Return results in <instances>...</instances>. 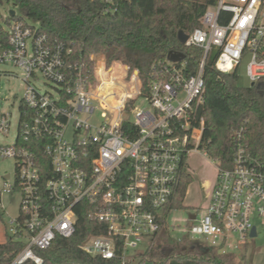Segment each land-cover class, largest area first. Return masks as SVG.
<instances>
[{"label":"built area","instance_id":"built-area-1","mask_svg":"<svg viewBox=\"0 0 264 264\" xmlns=\"http://www.w3.org/2000/svg\"><path fill=\"white\" fill-rule=\"evenodd\" d=\"M3 1L0 85L2 77L11 76L24 88L11 141L6 139L12 112L0 109V159H13L15 165L13 176H3L0 197L19 193L8 235L24 242L8 264H43L35 250L46 249L56 237H71L79 206L103 224L102 232L78 245L83 252L117 258L120 264H144L161 210L172 202L182 173L189 172L190 152L208 156L199 148L203 117L196 122L207 57L215 55L212 68L226 74L236 73L248 56L250 84L264 80V0H211L184 43L202 49L195 72L185 57L166 59L146 91L137 69L118 62L105 65L102 54H91V78L83 75L68 60L71 46L50 38L38 22L18 17L14 9L13 14L12 8L2 9ZM97 1L104 12L116 9L115 0ZM139 100L142 106L135 105ZM96 112L99 120L91 121ZM38 138L50 165L44 182L31 149ZM189 214L183 233L221 254L256 237V220H261L264 236L260 163L238 148L228 167L217 164L206 206ZM145 238L147 246L140 251Z\"/></svg>","mask_w":264,"mask_h":264},{"label":"trees","instance_id":"trees-1","mask_svg":"<svg viewBox=\"0 0 264 264\" xmlns=\"http://www.w3.org/2000/svg\"><path fill=\"white\" fill-rule=\"evenodd\" d=\"M3 0H0V2ZM19 10L18 17L38 22L41 31L72 48L70 63L91 78V54H102L107 65L113 62L137 69L144 91L157 76L159 65L169 51H180L190 72H195L202 49L181 44L178 30L189 34L199 26V18L211 0H115L116 9L104 12L97 0H4ZM215 55L207 57L203 77L204 101L196 112V122L204 119L199 148L222 167H228L238 148L264 170V80L239 86L236 73H220L212 68ZM42 182L49 177V160L33 139ZM190 172H183L172 202L163 207L159 230L144 252V264H233V254H221L209 246L193 253L188 234L175 239L166 220L172 209L183 207ZM23 220L22 217L20 219ZM103 224L79 206L75 233L56 237L46 249L35 250L43 264H120L117 258L104 259L83 252L78 245L91 234L102 232ZM24 247L22 240L6 235L0 242V264H8ZM22 264H34L26 261Z\"/></svg>","mask_w":264,"mask_h":264},{"label":"rangeland","instance_id":"rangeland-1","mask_svg":"<svg viewBox=\"0 0 264 264\" xmlns=\"http://www.w3.org/2000/svg\"><path fill=\"white\" fill-rule=\"evenodd\" d=\"M1 8L5 10L12 8L19 14L18 8H16L12 2L3 1ZM247 61L248 56L243 57L236 72L238 77L237 84L239 86H247L250 84L245 73ZM105 65L107 64L105 63ZM97 70L98 72L100 71L99 65ZM116 70L119 71V67H117ZM23 91L24 88L17 79L11 76L2 77L0 85L2 102L0 104V109L12 112L10 135L8 139H6L7 141H11L16 133L17 105ZM143 104L144 102L141 100L135 103L137 106H142ZM97 120H99L98 112H96V117L92 118L91 121ZM187 162L189 172L192 175V181L187 187V193L183 199V207L172 210L168 217V222L171 224L170 233L175 239L183 236V230L186 225L184 220L188 218V214L196 210L199 212L206 206L207 193L209 192L207 180L212 182L216 174L217 164L215 161L208 156L202 155L200 152H190ZM14 172L15 165L13 159H0V186L4 180L3 176L7 173L13 176ZM0 198V242H3L6 239V235H8L9 220L18 214L20 195L15 191L3 192ZM261 223V220H256L259 231L256 237L248 239L246 244H241L239 249H235L233 253H228L234 256L233 264H264V236L262 235ZM148 239L149 238H145L143 240L138 250L143 251L146 248ZM189 239L194 241V246L190 249L193 253H199V249L206 246L205 243L200 240L191 239L190 237ZM217 253H219V251Z\"/></svg>","mask_w":264,"mask_h":264},{"label":"water","instance_id":"water-1","mask_svg":"<svg viewBox=\"0 0 264 264\" xmlns=\"http://www.w3.org/2000/svg\"><path fill=\"white\" fill-rule=\"evenodd\" d=\"M11 14L14 13V10L11 9L10 10ZM177 38H178V41L181 43V44H184L185 43V40L187 38V34L182 30H178L177 32ZM185 57V54L183 52H180V51H169L167 56H166V59L169 60V61H180L181 59H183ZM250 85H253V83H251ZM7 178V176H5ZM189 218L193 219L194 218V214H189ZM255 230L254 228L252 229V234H254Z\"/></svg>","mask_w":264,"mask_h":264},{"label":"crops","instance_id":"crops-1","mask_svg":"<svg viewBox=\"0 0 264 264\" xmlns=\"http://www.w3.org/2000/svg\"><path fill=\"white\" fill-rule=\"evenodd\" d=\"M98 61H101V58L99 57L98 59H97ZM216 175V174H215ZM214 181H215V177H214V180L212 181V182H209L208 180H207V185L209 186V192L211 191V189H212V186H213V184H214ZM187 193V192H186Z\"/></svg>","mask_w":264,"mask_h":264},{"label":"bare ground","instance_id":"bare-ground-1","mask_svg":"<svg viewBox=\"0 0 264 264\" xmlns=\"http://www.w3.org/2000/svg\"><path fill=\"white\" fill-rule=\"evenodd\" d=\"M98 58H99V57H98ZM98 58H97V59H98ZM97 72H98V70H97ZM133 109H135V108H133Z\"/></svg>","mask_w":264,"mask_h":264}]
</instances>
